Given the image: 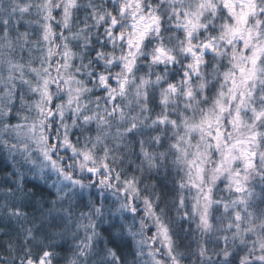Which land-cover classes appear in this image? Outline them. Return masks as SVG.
Segmentation results:
<instances>
[{
  "label": "clouds",
  "instance_id": "9594fccd",
  "mask_svg": "<svg viewBox=\"0 0 264 264\" xmlns=\"http://www.w3.org/2000/svg\"><path fill=\"white\" fill-rule=\"evenodd\" d=\"M0 264H264V0H0Z\"/></svg>",
  "mask_w": 264,
  "mask_h": 264
}]
</instances>
